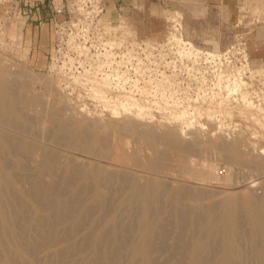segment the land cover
Masks as SVG:
<instances>
[{
	"label": "rangeland",
	"instance_id": "1",
	"mask_svg": "<svg viewBox=\"0 0 264 264\" xmlns=\"http://www.w3.org/2000/svg\"><path fill=\"white\" fill-rule=\"evenodd\" d=\"M0 66L18 93L10 91L17 100L14 114L23 109L27 116L15 121L17 131L3 125L0 130L57 152L62 163L121 172L139 183L187 186L202 193V204L216 205L218 214L224 201L264 197V0H233L220 8L206 0H0ZM60 124L70 125L72 146L47 141V132L59 131ZM80 131L105 134V144L94 147L92 137H76ZM147 133L154 135L153 144ZM174 135L179 141L172 149ZM118 142L142 161H157L170 152L169 169L156 174L123 166L112 158ZM94 150L101 159L91 156ZM178 155L197 161L202 177L187 178ZM45 179L61 185L52 176ZM21 187L29 188L15 185ZM118 198L119 193L111 200L121 218L131 220L129 205H120ZM24 201L34 216L32 203ZM242 231L251 233L245 216ZM81 232L80 237L89 234ZM28 234L37 237L38 231ZM97 236L93 233L91 242ZM77 242H53L41 258L56 260ZM172 245L154 258H169ZM223 247L214 237L205 250L223 262ZM238 249L250 253V243L241 240ZM70 252L74 264L91 261L90 251L83 257L76 249ZM129 256L126 249L119 264H128ZM242 261L235 256L233 264ZM245 263L256 264L252 258Z\"/></svg>",
	"mask_w": 264,
	"mask_h": 264
},
{
	"label": "bare ground",
	"instance_id": "2",
	"mask_svg": "<svg viewBox=\"0 0 264 264\" xmlns=\"http://www.w3.org/2000/svg\"><path fill=\"white\" fill-rule=\"evenodd\" d=\"M9 75L0 66V89L4 90H0V125L16 128L15 121L23 117L26 120L27 116L23 109L18 110V115L14 114L12 107L17 105V100L11 97L10 91L12 94L17 92L12 91L8 82ZM68 127L60 124L57 126L59 131L50 130L51 133L46 134L47 141L55 144L65 142L72 146L74 142L69 140ZM86 131L78 132L76 137H92L94 147L95 144H105V134L101 137L95 133L89 135L92 131L89 134ZM160 134L161 132L159 136ZM146 136L153 144L154 135L147 133ZM158 138L162 140L161 137ZM171 139L173 149L172 144H176L179 138L174 135ZM113 150L112 158L123 166H141L156 174L166 172L172 161L170 152L161 154L163 156L157 161H142L135 151L128 153L123 144L115 146ZM98 152L94 150L91 156L100 158ZM195 160L197 159L193 161ZM176 162L187 178L202 177L197 161L191 162L184 155H178ZM15 169L17 172H14ZM45 176L60 180L61 185L46 184ZM207 177L210 179V176ZM26 184L29 188H15V185ZM118 193L120 205H129L133 220H123L120 208L112 202L111 198ZM202 196L200 191L187 186L174 187L160 180L139 183L121 172L107 171L97 166L76 165L72 161L62 163L57 152L24 142L0 130V264H74L69 261L73 257L70 252L73 249L77 250L78 257H83L86 251H90L89 264H119L126 249L130 252L128 264H233L235 256L242 258V264H246L248 258L254 259L256 264H264V197L248 196L242 202L224 201L221 203L223 213L218 214L216 205L202 204ZM23 199L32 203L34 216L30 215L31 209ZM244 216L251 226V233L247 236L242 231ZM83 229L89 234L80 237L79 233ZM32 230L38 231L37 237H29L28 232ZM175 231L177 236L174 235ZM93 233L98 234L95 242H91ZM214 237L224 244L223 262L216 261L211 252L205 250ZM76 238H79V242L69 244L67 250L56 254V260L41 258L42 254L50 250L53 242L68 244ZM38 240L43 244L36 243ZM241 240L250 243V253L241 249L234 250ZM170 241H173V245L170 246L172 251L169 250V258L155 259L154 254L164 253ZM188 250L191 257L186 261L185 254Z\"/></svg>",
	"mask_w": 264,
	"mask_h": 264
},
{
	"label": "crops",
	"instance_id": "3",
	"mask_svg": "<svg viewBox=\"0 0 264 264\" xmlns=\"http://www.w3.org/2000/svg\"><path fill=\"white\" fill-rule=\"evenodd\" d=\"M206 2L216 8L220 7H230L232 5L233 0H206Z\"/></svg>",
	"mask_w": 264,
	"mask_h": 264
}]
</instances>
